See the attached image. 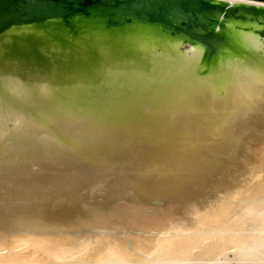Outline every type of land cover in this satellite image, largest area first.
I'll return each instance as SVG.
<instances>
[{
  "label": "water",
  "instance_id": "1",
  "mask_svg": "<svg viewBox=\"0 0 264 264\" xmlns=\"http://www.w3.org/2000/svg\"><path fill=\"white\" fill-rule=\"evenodd\" d=\"M259 188L264 0H0V264H160Z\"/></svg>",
  "mask_w": 264,
  "mask_h": 264
},
{
  "label": "bare ground",
  "instance_id": "2",
  "mask_svg": "<svg viewBox=\"0 0 264 264\" xmlns=\"http://www.w3.org/2000/svg\"><path fill=\"white\" fill-rule=\"evenodd\" d=\"M246 212L241 207L211 224V231L184 247L157 256L160 264H264V190ZM246 209V208H245Z\"/></svg>",
  "mask_w": 264,
  "mask_h": 264
}]
</instances>
